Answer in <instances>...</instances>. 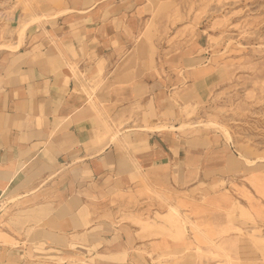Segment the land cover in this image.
<instances>
[{
	"label": "crops",
	"instance_id": "0c3cea01",
	"mask_svg": "<svg viewBox=\"0 0 264 264\" xmlns=\"http://www.w3.org/2000/svg\"><path fill=\"white\" fill-rule=\"evenodd\" d=\"M122 1L79 0L33 16L13 38L0 25V210L23 212L20 226L0 230V264H82L74 259L98 255L125 260L95 264H151L143 245L160 237L117 213L148 210L128 192L142 190L148 173L172 179L156 168L192 161L195 141L165 131L168 82L135 69L137 22ZM112 78L122 84L106 86Z\"/></svg>",
	"mask_w": 264,
	"mask_h": 264
},
{
	"label": "rangeland",
	"instance_id": "374dc122",
	"mask_svg": "<svg viewBox=\"0 0 264 264\" xmlns=\"http://www.w3.org/2000/svg\"><path fill=\"white\" fill-rule=\"evenodd\" d=\"M77 1L0 0L2 35L13 38L33 16L74 8ZM122 2L137 22L130 51L135 69L153 70L168 82L171 118L163 125L185 124L165 131L179 142L195 141V151L192 161L156 168L173 171L172 179L148 173L142 190L137 185L128 192L147 200L139 218L125 209L117 214L140 225L145 237H160L143 245L151 264H264V0ZM116 80L106 86L122 84ZM208 122L226 129L230 140L221 128L205 127ZM202 137L210 140V150H197ZM243 157L256 162L245 164ZM182 170L188 173L182 176ZM20 207L0 210V230L21 225ZM97 259L125 257L74 262Z\"/></svg>",
	"mask_w": 264,
	"mask_h": 264
},
{
	"label": "bare ground",
	"instance_id": "6f19581e",
	"mask_svg": "<svg viewBox=\"0 0 264 264\" xmlns=\"http://www.w3.org/2000/svg\"><path fill=\"white\" fill-rule=\"evenodd\" d=\"M65 11H63V12H59L58 14H62V13H64ZM42 15V14H41ZM40 15V16H41ZM43 16H45V15H43ZM42 16V17H43ZM29 22V21H28ZM27 22V23H28ZM32 22H33V19H32ZM30 23V22H29ZM27 26H28V24H26ZM28 28V27H27ZM25 30V29H24ZM23 30V31H24ZM21 31V30H20ZM25 32V31H24ZM24 34H26V33H24ZM24 35L22 34V37H23ZM21 39V38H20ZM21 43H22V41H21ZM20 42H19V45L21 44ZM18 45V46H19ZM8 45H6V47H7ZM5 47V46H4ZM9 47V46H8ZM11 47V46H10ZM15 47H17V46H15ZM15 47H12V48H15ZM193 124V123H192ZM196 124V123H195ZM205 125V127H210V126H216V127H218V128H221L222 129V131H223V134L226 136V138L228 139V140H230V135H229V133H228V131L226 130V129H224L223 127H220V126H218L217 124H215V123H213V122H208V123H206V124H204ZM183 126H185V124L184 125H181V126H174V125H169V126H166L167 128H169V129H172V130H177V129H182L183 128ZM197 126V125H196ZM164 127V126H163ZM194 127V126H193ZM243 159L247 162V163H245V164H248V165H251V164H253V163H255L256 161L255 160H249V159H247V158H244L243 157ZM17 199H19V197H18V195H13L12 197H9V201L11 202V201H16Z\"/></svg>",
	"mask_w": 264,
	"mask_h": 264
}]
</instances>
